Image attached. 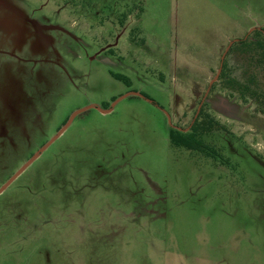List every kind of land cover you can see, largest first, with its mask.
<instances>
[{
  "label": "rangeland",
  "instance_id": "rangeland-1",
  "mask_svg": "<svg viewBox=\"0 0 264 264\" xmlns=\"http://www.w3.org/2000/svg\"><path fill=\"white\" fill-rule=\"evenodd\" d=\"M254 28L264 0H0V189L67 125L0 193V264H264V114L226 85L264 92Z\"/></svg>",
  "mask_w": 264,
  "mask_h": 264
},
{
  "label": "trees",
  "instance_id": "trees-1",
  "mask_svg": "<svg viewBox=\"0 0 264 264\" xmlns=\"http://www.w3.org/2000/svg\"><path fill=\"white\" fill-rule=\"evenodd\" d=\"M241 43L250 44L253 51L252 60L257 69L264 72V32L260 29H255L249 37ZM239 44V43H236ZM119 78V76H117ZM222 79V78H221ZM226 85L231 90L237 92L239 97L244 101H254L261 107L264 114V92L251 84H243L236 80H226ZM204 111L201 110L199 117L193 122L191 129L188 132H182L176 129L170 130V142L175 147L186 148L192 151L205 152L206 145L202 142L200 136L213 130V122L206 121ZM216 154L214 151L213 153Z\"/></svg>",
  "mask_w": 264,
  "mask_h": 264
},
{
  "label": "water",
  "instance_id": "water-1",
  "mask_svg": "<svg viewBox=\"0 0 264 264\" xmlns=\"http://www.w3.org/2000/svg\"><path fill=\"white\" fill-rule=\"evenodd\" d=\"M255 29H258V28H254V29H252L249 33H251V32H253ZM233 44V42H231L230 44H229V47L227 48V50L225 51V53L223 54V56H222V63H221V67H220V69H219V71H218V74H217V76H216V79L215 80H217V78H218V76L220 75V72H221V70H222V64H223V61H224V58H225V56H226V54H227V51H228V49L231 47V45ZM138 95V94H137ZM89 108H92V106H90V107H88V108H84L83 110H80V111H77V112H75L73 115H72V117L70 118V120L69 121H71L77 114H79L80 112H82V111H85V110H87V109H89ZM200 108H201V105L199 106V108H198V111H197V115L199 114V112H200ZM110 110H102L101 112H103V113H108ZM171 122V121H170ZM66 127H67V125H65L62 129H60L59 130V132L57 133V135L52 139V140H50L47 144H45L30 160H28L27 162H26V164L0 189V193L18 176V175H20L38 156H39V154L40 153H42L51 143H53L54 142V140L56 139V138H58L62 133H63V131L66 129ZM172 127H173V125H172Z\"/></svg>",
  "mask_w": 264,
  "mask_h": 264
},
{
  "label": "flooded vegetation",
  "instance_id": "flooded-vegetation-1",
  "mask_svg": "<svg viewBox=\"0 0 264 264\" xmlns=\"http://www.w3.org/2000/svg\"><path fill=\"white\" fill-rule=\"evenodd\" d=\"M176 130H179V131H182V132H187L186 129H185V130H180V129L177 128ZM41 148H42V147H41ZM41 148H40V149H41ZM34 155H35V154H34ZM34 155H33V156H34ZM33 156H32V157H33ZM32 157H31V158H32Z\"/></svg>",
  "mask_w": 264,
  "mask_h": 264
}]
</instances>
